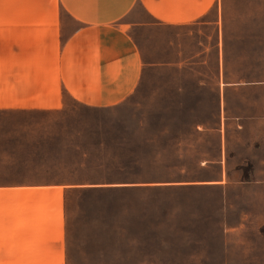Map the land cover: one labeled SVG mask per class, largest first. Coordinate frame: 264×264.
I'll list each match as a JSON object with an SVG mask.
<instances>
[{
    "label": "rangeland",
    "instance_id": "obj_1",
    "mask_svg": "<svg viewBox=\"0 0 264 264\" xmlns=\"http://www.w3.org/2000/svg\"><path fill=\"white\" fill-rule=\"evenodd\" d=\"M231 4L221 33L173 32L189 60L182 68L146 70L119 106L61 112L3 109L4 26L23 22L0 15V183L90 179L69 164L113 138L179 159L172 172L195 178L186 189L66 192L69 264H264V1ZM37 5L0 0V14Z\"/></svg>",
    "mask_w": 264,
    "mask_h": 264
},
{
    "label": "crops",
    "instance_id": "obj_2",
    "mask_svg": "<svg viewBox=\"0 0 264 264\" xmlns=\"http://www.w3.org/2000/svg\"><path fill=\"white\" fill-rule=\"evenodd\" d=\"M29 1L38 8L0 14L23 22L4 26L12 47L3 109L10 112L119 106L136 94L146 70L188 64L173 32L221 33L233 20L231 3L241 0ZM173 48L178 61L168 55ZM72 188L53 180L0 183V264L70 263L66 192Z\"/></svg>",
    "mask_w": 264,
    "mask_h": 264
},
{
    "label": "trees",
    "instance_id": "obj_3",
    "mask_svg": "<svg viewBox=\"0 0 264 264\" xmlns=\"http://www.w3.org/2000/svg\"><path fill=\"white\" fill-rule=\"evenodd\" d=\"M199 125L201 124L196 125V129ZM101 145L103 152H97L100 144L98 147L94 144V150L84 153V156L89 158L88 161L69 164L73 174L88 172L96 178L73 182L62 179L59 183L73 186L71 190L111 195L151 190L149 187L138 185H160L154 186V190L186 189L192 187L191 184L195 182L193 181L195 178L189 175L172 172L175 167L181 169V160H175L174 165H171L163 154H155L146 145L133 147L121 138L106 139Z\"/></svg>",
    "mask_w": 264,
    "mask_h": 264
}]
</instances>
